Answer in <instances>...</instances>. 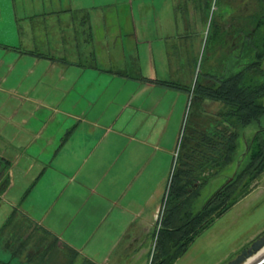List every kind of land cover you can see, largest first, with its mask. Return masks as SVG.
Segmentation results:
<instances>
[{"label": "crops", "instance_id": "crops-1", "mask_svg": "<svg viewBox=\"0 0 264 264\" xmlns=\"http://www.w3.org/2000/svg\"><path fill=\"white\" fill-rule=\"evenodd\" d=\"M116 1L13 0L19 41L0 40L2 206L29 217L67 264L149 263L182 121L176 82L81 64L98 45L119 50Z\"/></svg>", "mask_w": 264, "mask_h": 264}, {"label": "rangeland", "instance_id": "rangeland-1", "mask_svg": "<svg viewBox=\"0 0 264 264\" xmlns=\"http://www.w3.org/2000/svg\"><path fill=\"white\" fill-rule=\"evenodd\" d=\"M114 1L90 0L94 6ZM133 1L134 12L130 0H118L108 9V13L119 9V41L110 39L113 45L118 44L119 50L109 53V47L98 45L91 57L81 55V64L121 65L129 74L140 70L147 75L155 71L158 78L174 81L182 87V121L175 138V151L162 203L166 207L174 171L182 170V180L185 183L189 181L190 186L182 209L183 212L196 213L225 182L246 166L250 159L249 145L256 133L264 128V116L248 125L229 127L226 115L229 108L222 102L204 98L195 90L196 85L211 84L215 77L236 71L239 49L232 56L226 54L228 26L232 21L253 12L258 0H219L217 3L215 0ZM12 5L13 0H0L2 42L19 41L15 26L8 20L14 10ZM20 10L25 12L21 5ZM108 22L112 24L113 19ZM216 26L222 29H216ZM98 27V33L102 35L103 29ZM77 41L76 47L80 50L82 39ZM27 59L22 57L17 65L26 64ZM262 63L264 66V61ZM57 65L67 64L59 62ZM170 93L174 97L177 91L172 89ZM212 132L215 134L212 135ZM233 132L237 135L236 148L230 164L225 167L214 165V157L218 154L211 149L214 144L212 147L209 145L210 141L203 136L204 133L218 140L220 133ZM184 159L189 164H184ZM5 169L6 166L2 167L0 179ZM3 181L5 179L0 182V187ZM21 185L24 183L21 182ZM12 191L19 195L23 189L15 186ZM3 202L0 197V223L7 219L0 230V259L8 255L11 260H16H10L12 264H67L64 252L59 251V256L47 253V247L52 242L57 245L50 236L29 217L9 214L10 208L3 207ZM164 211L165 208L161 209L163 214L157 217L158 229L165 216ZM263 233L264 172L253 181L249 193L203 230L182 258L173 264H227ZM157 236L148 264H152L155 253V261L158 263L161 259L160 249L156 250Z\"/></svg>", "mask_w": 264, "mask_h": 264}, {"label": "trees", "instance_id": "trees-1", "mask_svg": "<svg viewBox=\"0 0 264 264\" xmlns=\"http://www.w3.org/2000/svg\"><path fill=\"white\" fill-rule=\"evenodd\" d=\"M228 28L226 54L232 56L239 49L236 71L215 77L211 84L196 85L195 90L204 98L226 105L229 108L226 113L228 125L237 127L264 116V0H258L253 12L232 21ZM226 59L229 57L226 56ZM206 134L203 136L208 138L211 147L214 144L211 149L218 154L214 157V165L225 167L230 164L237 135L234 132L220 133V139L215 140L212 139L215 133L212 132L211 137ZM251 142L250 159L246 166L225 182L196 213L183 212L182 205L190 192L189 181L183 182L182 170L174 171L166 198L165 216L157 234L156 250L160 249L161 259L157 263L155 253L152 264H173L203 230L249 193L253 181L264 172V128L256 133ZM187 162L184 159L183 163L189 164ZM1 185L3 192L9 185V179H5ZM0 264L12 263L0 259Z\"/></svg>", "mask_w": 264, "mask_h": 264}, {"label": "water", "instance_id": "water-1", "mask_svg": "<svg viewBox=\"0 0 264 264\" xmlns=\"http://www.w3.org/2000/svg\"><path fill=\"white\" fill-rule=\"evenodd\" d=\"M264 247V234L255 239L250 246L243 249L235 258L230 260L227 264H243L249 257ZM252 264H264V254Z\"/></svg>", "mask_w": 264, "mask_h": 264}, {"label": "bare ground", "instance_id": "bare-ground-1", "mask_svg": "<svg viewBox=\"0 0 264 264\" xmlns=\"http://www.w3.org/2000/svg\"><path fill=\"white\" fill-rule=\"evenodd\" d=\"M263 254H264V247L260 251L256 252L253 256L249 257L243 264H252Z\"/></svg>", "mask_w": 264, "mask_h": 264}, {"label": "built area", "instance_id": "built-area-1", "mask_svg": "<svg viewBox=\"0 0 264 264\" xmlns=\"http://www.w3.org/2000/svg\"><path fill=\"white\" fill-rule=\"evenodd\" d=\"M163 208H164V207H163ZM163 208H162V209H163ZM160 214H163V212L161 213V210L159 211V214H158L157 216H160Z\"/></svg>", "mask_w": 264, "mask_h": 264}, {"label": "flooded vegetation", "instance_id": "flooded-vegetation-1", "mask_svg": "<svg viewBox=\"0 0 264 264\" xmlns=\"http://www.w3.org/2000/svg\"><path fill=\"white\" fill-rule=\"evenodd\" d=\"M264 234V233H263Z\"/></svg>", "mask_w": 264, "mask_h": 264}]
</instances>
